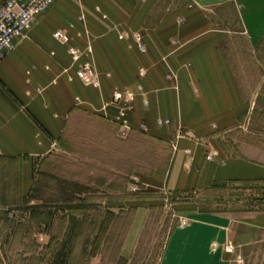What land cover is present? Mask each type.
Wrapping results in <instances>:
<instances>
[{
  "label": "crops",
  "instance_id": "crops-1",
  "mask_svg": "<svg viewBox=\"0 0 264 264\" xmlns=\"http://www.w3.org/2000/svg\"><path fill=\"white\" fill-rule=\"evenodd\" d=\"M60 1L39 18L28 35L19 40L16 50L0 63V198L3 173L12 163L18 165L15 177L24 198L32 195L37 177L54 155L77 154L67 148L66 137L78 119L106 125L111 129L109 135L115 138V91L136 86L142 91L129 116L132 134L146 133L174 150L171 149L167 169H155L130 180L135 178L147 186L183 195L214 180L264 179V164L236 159L223 147V135L238 128L251 110L246 112L237 74L222 42L232 34L216 28L214 17L197 9L217 0H147L143 4L136 0H98L102 8L107 2L112 5V15L106 20L87 18L86 31L76 23V30L68 36V47L84 50L91 46L93 53L75 63L68 47L47 30L51 19H58L50 13ZM129 2L134 7L143 6L140 13L128 10ZM228 3L247 9L264 5V0ZM161 6L184 9L157 17L155 8ZM190 6L196 9L190 10ZM246 11L241 16L244 31L240 33L246 35L254 49L255 42L264 38V19L255 20ZM126 30L142 37L145 52L132 37L119 39L121 31ZM74 33L83 34L84 39L80 41ZM84 64L96 73L97 86L82 82L80 71ZM141 70L146 72L144 77H138ZM160 121L170 124L160 127ZM91 129L92 134L101 133ZM85 148L104 149L94 142H86ZM212 150L219 158L227 159L223 166L218 157L209 162L207 155ZM36 202L39 203L32 201ZM145 202L137 201L124 255L133 250L149 218L150 210L140 206ZM194 219L172 233L160 264H224L223 246L229 242L236 218L199 214ZM79 228L78 217L66 224L63 249L76 242ZM213 246L216 253L214 248V252L211 250Z\"/></svg>",
  "mask_w": 264,
  "mask_h": 264
},
{
  "label": "rangeland",
  "instance_id": "rangeland-1",
  "mask_svg": "<svg viewBox=\"0 0 264 264\" xmlns=\"http://www.w3.org/2000/svg\"><path fill=\"white\" fill-rule=\"evenodd\" d=\"M6 1L0 0V8ZM136 1L141 4L147 2V0ZM222 2L224 0L212 1L213 5L197 9L213 16L216 28L232 34L222 42L226 47L228 62L235 75L237 74L246 112L249 113L251 110V114L247 119L243 118L238 128L223 135V147H227L229 150L227 154L236 159L264 164V38L259 40V43L255 42L253 49L246 35L240 33L244 31L240 22L245 11H249L250 16L255 20H263L264 5L250 6L246 9L235 4L230 5L229 0L226 3ZM128 6L131 8L127 9L134 13L137 10L140 13L143 7H134L131 2ZM105 7L102 8L98 0H61L50 13L58 19L55 21V18H52L47 30L63 47H68L70 46L68 36L76 30L77 22L80 28L83 25L86 31L89 26L87 18L90 20L96 16L106 20V16L112 15V5L107 2ZM188 8L196 9L191 6ZM182 9L184 8L177 6H161L155 8L154 15L160 17ZM155 24L154 22L151 25ZM178 25L181 30L182 22ZM127 31H121L119 39L132 37V40L140 44L137 46L141 52H145L141 44L142 37ZM82 35L74 33L80 41L84 39ZM86 48L81 50L68 47L73 63L92 55L93 51L92 53L89 51L91 46ZM92 73L96 75L89 64H84L80 71L82 82ZM145 73L143 70L139 71L138 77H144ZM141 91L140 86L115 91L112 104L118 111L115 119L117 124L113 127L112 123H109L111 128L117 127V133L114 131L115 138L109 135L111 129L105 128L106 125L92 123L86 119L77 120L72 133L68 132L70 135L66 137L67 148L77 154L69 156L66 152H60L54 155V158L47 162L52 166L47 165L45 171L37 177L39 182H35L34 190L43 198L42 202L32 203L29 200L31 195L22 197L21 184H18V177H15L19 171L16 163L5 169L2 177L4 187L1 193L5 205H1L3 199L0 198V210L10 213L9 222L0 220V231L4 228L0 233V264H66L73 245L75 246L78 240L72 246L63 249V238H61L60 246L47 248L51 235L60 237L56 228L58 224L49 233L45 227H38L35 220L29 222L30 217L26 212L31 208L48 210L52 206L59 219L64 214L63 209L68 206L62 203L49 204V196L60 198L65 195L75 196L76 193H79L77 198L90 200L73 205L74 208H79L80 212L82 209L83 212L88 211L87 216L90 220L87 221L84 236L78 241L71 264H160L172 233L177 228L196 221L194 218L199 214L222 215L227 219L236 218L231 227L229 242L223 246L224 264H264V179L250 181L213 179L214 181L201 184L183 195L171 194L164 188L157 189L139 181L138 186L136 185L138 190L132 191L131 188L134 186L130 180L132 177L147 175L154 168L164 170L171 149L174 150L173 146L154 141L146 133L132 134L129 116L134 111L135 98L141 95ZM119 94L123 99H117ZM122 114L125 117H122ZM92 127L101 133L92 134ZM86 142L102 145L104 149L88 148L87 150ZM89 157L92 160L88 159ZM217 157L219 158V155L217 153L215 155L213 150L207 155L209 162H213ZM226 160L222 156V159L219 158V163L223 166ZM6 170L7 174H5ZM61 178L70 179L73 183L67 182L64 185V180ZM209 179L211 180L210 177ZM97 183L104 185L94 188ZM110 183L120 188L121 193H118L117 189L109 192L107 188ZM146 191L153 193L138 195L139 192ZM106 198H112V201L109 202L105 200ZM139 200H148L140 203V206L150 210L149 218L133 250L124 255L123 248ZM105 221L106 226L101 231ZM21 226L23 227L20 228ZM16 232L19 233L17 238L13 236ZM19 243L25 246L21 247ZM227 245L230 246L229 251L225 249ZM213 248L214 246L211 247L212 251ZM214 249L216 253L218 250Z\"/></svg>",
  "mask_w": 264,
  "mask_h": 264
},
{
  "label": "built area",
  "instance_id": "built-area-1",
  "mask_svg": "<svg viewBox=\"0 0 264 264\" xmlns=\"http://www.w3.org/2000/svg\"><path fill=\"white\" fill-rule=\"evenodd\" d=\"M58 1L7 0L5 2L0 8V63L16 50L19 40L25 38L37 24L39 18L45 16ZM137 40L140 41V39ZM89 51L91 52V50ZM83 82L86 85L97 86L98 78L93 73L88 74ZM117 99H123V96L119 94ZM122 117L125 115L122 114ZM161 124H169V121H161ZM132 182L134 186L131 189L135 192L138 190L139 181L134 178ZM225 249L229 251L230 246L227 245Z\"/></svg>",
  "mask_w": 264,
  "mask_h": 264
},
{
  "label": "trees",
  "instance_id": "trees-1",
  "mask_svg": "<svg viewBox=\"0 0 264 264\" xmlns=\"http://www.w3.org/2000/svg\"><path fill=\"white\" fill-rule=\"evenodd\" d=\"M168 163H169V158H168V160H167V162L165 164V167H166L165 169H167ZM155 169H157V168H154L153 171ZM157 170H163V169L162 168H159ZM61 179H63V178H61ZM63 180H64V182H63L64 185H66L65 183H67V182L69 184L73 183V181L70 180V179H63ZM60 183H62V180H61ZM103 185H104V183H100V184L97 183V185L94 188H97L98 186H103ZM3 187H4V184H3ZM116 189H117V192L118 193L121 191V189L115 187V185H113L111 183L108 184L107 190L109 192H111L112 190H116ZM146 193H148V195H149V193H153V192H150V191L139 192L138 195L141 196V195L146 194ZM76 196H79V193H76L75 196H73V195L72 196L71 195L66 196L65 195V196H62L60 198L59 197H55V196H49V204L53 205V204L62 203L64 205H67L68 206V208L63 209V213L64 214L59 219L57 218V216L55 214L56 212L53 211L54 208L52 206L48 210H44L42 208H34V209L31 208L30 210H28L26 212L27 214H29V217H30V220H31V221L29 220V222H33L35 220L37 222L38 227H41V226L45 227L46 228V231H49V233H50V230L52 231L55 228V225L58 224V227H56V228H58L57 231H58V235L60 237L58 238L57 236L51 235L50 236L51 237L50 238V242H49L47 248H50V247L52 248L54 246H60V242L59 241L64 236L65 225L69 221H72L73 220V222H74L75 219H77V217L79 218V225H80V228H79V231H78V234H77V240L79 241L84 236V231H85V229L87 227V225H86L87 224V221L90 220V218L87 216V212L88 211L87 212H83V209H82V211L80 212L79 208H74L73 205H74V203H77V202H79V203L82 202L83 203V202L90 201V200H88V199L83 200L81 198H77ZM1 199H3V201H1V205L4 206L5 205L4 204V198L2 197V195H1ZM105 200L112 201V198H106ZM30 201L31 202L32 201L42 202L43 201V198L41 196H39V194L37 195L35 193V190H33V193L31 195ZM139 201H144V200H139ZM39 207H41V206H39ZM9 213H10V211L0 210V220L4 219L5 223L9 222V220H8L9 219ZM120 214H121V212H120ZM110 215L112 216L113 214H110ZM40 216L41 217L43 216L42 218H44V219H42ZM38 217H40V218H38ZM107 223H108V221H107ZM104 226H106V221L103 223V226L101 228V231H102V229H104ZM22 227L23 226H21L20 228H22ZM3 230H4V228L1 229L0 233H2ZM13 236L17 238L19 236V233L16 232ZM78 241L76 242V244L74 243L75 246L73 245L72 252H71L69 258L67 259L66 264H71V261H72V259L74 257L75 252H76V246L78 245ZM19 245L21 247L25 246L23 243H19ZM83 250H84V247H83Z\"/></svg>",
  "mask_w": 264,
  "mask_h": 264
}]
</instances>
